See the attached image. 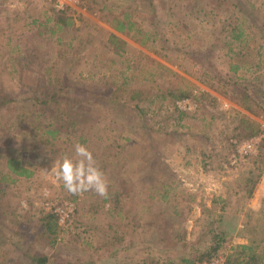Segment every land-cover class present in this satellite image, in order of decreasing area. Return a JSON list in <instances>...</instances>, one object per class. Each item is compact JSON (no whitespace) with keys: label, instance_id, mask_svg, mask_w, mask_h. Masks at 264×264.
<instances>
[{"label":"rangeland","instance_id":"374dc122","mask_svg":"<svg viewBox=\"0 0 264 264\" xmlns=\"http://www.w3.org/2000/svg\"><path fill=\"white\" fill-rule=\"evenodd\" d=\"M54 10L75 25L59 44L29 47V23ZM123 13L156 40L145 47L116 31L110 21ZM233 31L244 35L232 42ZM110 33L126 41L122 55L110 52ZM24 44L37 59L20 63ZM239 76L257 86L248 102L236 93ZM114 79L126 84L117 88ZM183 79L191 96L160 95L134 107V99ZM67 80L77 90L57 102L26 100L44 101ZM262 91L264 0H0V95L14 99L0 106V264H38L33 255H47L44 264H185L189 255L202 258L196 264H227L236 245L260 239L252 227H264ZM36 113L45 116L34 120ZM242 114L263 130L240 138L234 127ZM40 121L62 128L41 148L33 130ZM76 143L93 153L116 204L94 191L69 193L51 172ZM9 155L34 175L14 174ZM48 211L62 229L55 245L39 239L35 225Z\"/></svg>","mask_w":264,"mask_h":264},{"label":"trees","instance_id":"16d2710c","mask_svg":"<svg viewBox=\"0 0 264 264\" xmlns=\"http://www.w3.org/2000/svg\"><path fill=\"white\" fill-rule=\"evenodd\" d=\"M87 1L94 2V0H87ZM153 2L154 0H149L150 4ZM156 13L157 12H155V14ZM74 25H75V20L69 14H67L65 10H54L52 13L46 14L43 17L34 18L29 23V27L26 32V40H27L26 44L30 47L28 43L31 41L35 43L37 49L42 44L46 45L47 43L53 42V41L59 44L63 38V36H61L63 33V30L68 29L69 27H72ZM110 25L119 33L130 35L131 37L135 39L137 38L139 40L138 42L145 47L148 46L147 40H153V41L156 40L155 38L148 39L151 34L147 33L140 26V24H138L135 20L132 19V16L129 14L123 13V14L117 15L110 21ZM231 33H232V36H231L232 42H236L238 39H240L244 35V32H239L235 34L233 31ZM26 44L21 45L22 49L24 47L25 48L23 50L24 51V55L22 58L23 60L20 63L24 61H32L34 58L37 59L38 57L37 55L38 53L29 49L26 46ZM125 45H126V41L122 39L117 33H110V36L108 38V45H107L110 52H114L116 55H122ZM45 58H46V55L44 56V59ZM158 66L164 67L161 64ZM27 68L29 70H33L31 64ZM232 69L235 71H238L239 65H234ZM35 70L36 69H34V72L37 74V71ZM46 73H48V70H45L43 73H41V76L45 75ZM153 76L156 77V74H153ZM52 82L53 80L51 79L50 83ZM67 82L68 84H65L63 86L60 85L59 87L50 88V96L49 97L47 96L46 100L44 101L40 98L39 95L27 96L26 100L35 98V99H38L42 105H48L52 101L57 102L59 98L61 99L62 93L68 92L70 94L71 91L77 90L75 85H73L69 80H67ZM113 82L117 85V88H121L126 84L125 82L120 83L118 79H114ZM252 82L254 81H252L249 78H246V77L244 78L240 76L236 77V79L234 80V83L238 86V90L236 91V93L241 98V100L248 102L250 101L252 97L254 98V94H252L251 92L252 90L250 87L253 86L255 88V92H257L256 90L257 86H255L254 83L252 84ZM191 90H192L191 83L187 79H183L182 83H180L177 86L168 85L162 93L160 90L161 94L154 93L153 91L150 93L149 91L150 95L145 96V98L139 97L137 99H134L133 101L135 102L134 107L138 109L139 111H141V109L139 108L140 99H149L151 101H154L156 99L155 97L161 95L163 99L164 98L167 99L168 97H171L175 100H178L181 98L191 96L192 95ZM258 91L260 92L261 89H259ZM263 92L264 91H262L261 93ZM13 100L11 98L6 99L4 95H0V106L8 105L10 104V101H13ZM44 116L45 115L43 113H38V114L36 113L34 116V120L35 119L42 120ZM54 118L57 119L58 116H54ZM237 119L238 121L234 129L236 131H239L238 136L240 138L250 137L263 130V127H261V124L258 121L252 120L246 114L238 115ZM68 123L70 125H77L78 122L74 118H71L68 121ZM47 125L44 124L42 121H40L37 123V125L34 126L33 130L35 131V133H41L40 141L37 143V145L43 144V147L48 146L53 139H58V137L62 133L61 127H56L52 123H48ZM79 139L86 141V138H84L83 135H80ZM40 148H41V145H40ZM263 149H264V143H263ZM0 156H1V153H0ZM6 164L9 167V169L18 176L31 177L34 175V171L24 165L22 157H16L14 155H9L7 157ZM110 197L107 196L105 198V201H113L116 204L117 200H119L118 198L116 200ZM115 208H118V206L116 205ZM111 210L114 211L112 207H111ZM35 225L38 226L39 228V239L41 238L43 239L45 237L53 245H55L58 242L59 233L61 232L62 229L60 228L59 219L55 212L48 211L46 213H42L40 216H38V220L35 222ZM249 225H251L250 222H249ZM252 231L259 234L260 239H258V237H251L248 243H242V244L236 245L234 247L235 251L226 256L227 264H264V227L263 226L261 227L260 225L253 226ZM211 232L215 233L212 229H211ZM219 235L220 234L215 235V240L217 236L219 239L222 238V236L221 235L219 236ZM219 243L220 242H217V244L214 247H212V250L206 253L208 257L212 255L211 254L212 251H216L219 248L220 246ZM112 255H113L112 257H115V258L119 257L118 251H115V253H112ZM201 256L203 257V255ZM181 260L185 264H196L197 261L201 262L202 258L201 257L200 258L190 257L189 255V256H183ZM48 261H49V257L47 255H44L42 257H39L38 255L32 256L33 263L38 262V264H44V263H47ZM137 264H140V263H137ZM141 264H144V263H141Z\"/></svg>","mask_w":264,"mask_h":264},{"label":"clouds","instance_id":"9594fccd","mask_svg":"<svg viewBox=\"0 0 264 264\" xmlns=\"http://www.w3.org/2000/svg\"><path fill=\"white\" fill-rule=\"evenodd\" d=\"M51 172L69 193L94 191L101 197L108 195L105 174L97 165L93 153L84 144L76 143L74 155L55 161Z\"/></svg>","mask_w":264,"mask_h":264}]
</instances>
